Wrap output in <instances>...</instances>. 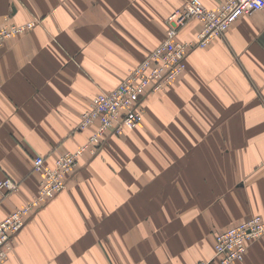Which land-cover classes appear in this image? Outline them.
I'll list each match as a JSON object with an SVG mask.
<instances>
[{"label": "crops", "instance_id": "obj_1", "mask_svg": "<svg viewBox=\"0 0 264 264\" xmlns=\"http://www.w3.org/2000/svg\"><path fill=\"white\" fill-rule=\"evenodd\" d=\"M188 1L0 0V25L36 21L0 48V180L19 184L0 188V220L37 192L36 155L52 165L87 143L96 124H79L94 96L164 40ZM201 28L194 19L177 38ZM185 61L163 93L148 92L138 127L84 152L0 264H194L213 257L219 231L264 220V9ZM230 264H264V234Z\"/></svg>", "mask_w": 264, "mask_h": 264}, {"label": "built area", "instance_id": "obj_2", "mask_svg": "<svg viewBox=\"0 0 264 264\" xmlns=\"http://www.w3.org/2000/svg\"><path fill=\"white\" fill-rule=\"evenodd\" d=\"M264 9V0H225L215 7H207L202 0H189L168 16V29L164 40L133 67L127 76L113 89L98 93L90 107L82 114L79 128L91 124L97 128L88 143L74 151L60 154L52 166H47L43 155H36L34 168L41 172L39 194L26 205L19 207L0 220V261L14 247L18 233L26 224L27 215L61 192L66 186V176L74 171L86 150L94 151L101 138L110 129L122 133L144 121V99L148 92L164 91L186 68V57L196 46L205 47L225 35L231 24L245 14ZM198 19L202 28L194 39L177 38L179 30ZM35 25L34 21L14 23L9 19L0 25V47L8 38L25 33ZM0 188L15 190L17 183L10 178L0 181ZM264 234V220L253 214L228 226L215 236V252L210 259L196 264H211L214 259L222 264L242 260L249 244Z\"/></svg>", "mask_w": 264, "mask_h": 264}, {"label": "rangeland", "instance_id": "obj_3", "mask_svg": "<svg viewBox=\"0 0 264 264\" xmlns=\"http://www.w3.org/2000/svg\"><path fill=\"white\" fill-rule=\"evenodd\" d=\"M32 21H33V20H32ZM28 22H31V21H28ZM28 22H27V23H28ZM34 22H35V24H36V21H34ZM14 23H15V22H14ZM34 26H35V25H34ZM34 26H33V27H34ZM8 39H9V38H8ZM6 40H7V39H6ZM6 40H5V41H6ZM5 41H4V43H5ZM4 43H3V45H4ZM3 45H2V46H3ZM2 46H1V47H2ZM1 47H0V48H1ZM198 47H200V46H196L195 48H198ZM195 48H194V49H195ZM192 50H193V49H192ZM137 65H138V64H137ZM134 67H135V66H134ZM121 81H122V80H121ZM119 83H120V82H119ZM119 83H118V84H119ZM112 89H113V88H112ZM166 89H167V88H166ZM166 89H165V90H166ZM165 90H164V91H165ZM164 91H162L161 93H163ZM157 93H159V92H157ZM144 100H145V99H144ZM85 111H86V110H85ZM85 111H84V112H85ZM84 112H83L82 114H84ZM81 116H82V115H81ZM136 127H138V126H136ZM136 127H134V128H125L124 131H123L122 133H118L115 129H110V130H108V132H107V133L101 138V140H100V142L98 143V145L95 146V150L92 151V152L90 151L91 154H92V155H96V154L98 153L100 147H101V144H102V143H103L108 137H110V136H112V135H114V136H121V135H123L124 133H126V131H129V130L135 129ZM96 128H97V125H96ZM95 130H96V129H95ZM95 130H94V131H95ZM88 141H89V139H88ZM88 141H87V143H88ZM85 144H86V143H85ZM85 144H83V145H85ZM81 146H82V145H81ZM79 147H80V146H79ZM77 148H78V147H77ZM77 148H76V149H77ZM76 149H74V150H76ZM74 150H68V151H74ZM65 152H67V151H65ZM65 152H63V153H65ZM61 154H62V153H61ZM54 162H55V161H54ZM53 164H54V163H53ZM53 164H52V165H53ZM78 164H79V163H78ZM52 165H47V166H52ZM77 166H78V165H77ZM77 166H76V168H77ZM76 168H75V169H76ZM34 169H35V168H34ZM75 169H74V170H75ZM72 173H73V172H72ZM70 174H71V173H70ZM70 174H69V175H70ZM67 177H68V175L66 176V186H65V188L67 187ZM7 178L13 179V178H11V177H6V178H4V179H7ZM4 179H3V180H4ZM13 180H14V179H13ZM0 181H2V180H0ZM14 181H15V180H14ZM15 182L17 183V181H15ZM17 185H18V188H19V184H18V183H17ZM39 187H40V185H39ZM18 188H17V189H18ZM65 188H64V189H65ZM17 189H15V190H17ZM64 189H63V190H64ZM63 190H62V191H63ZM9 191H14V190H9ZM59 193H60V192H59ZM59 193H58V194H59ZM38 194H39V188L37 189V192L35 193V195H33V196L31 197V199L29 200V202H30L33 198H35ZM55 196H56V195H55ZM55 196H54V197H55ZM54 197H53V198H54ZM53 198H51V199H53ZM51 199H50V200H51ZM48 201H49V200H48ZM48 201H47V202H48ZM29 202H28V203H29ZM45 204H46V203H45ZM45 204H44V205H45ZM25 205H26V204H25ZM21 207H22V206H21ZM41 207H42V206H41ZM18 208H19V207H18ZM39 208H40V207H39ZM35 209H37V208H33L31 211H33V210H35ZM31 211H30V212H31ZM13 248H14V247H13ZM10 252H11V251H10ZM10 252H9V253H10ZM9 253H8V255H9ZM8 255L6 256V258L8 257ZM202 260H204V259H202ZM199 261H201V260H199ZM199 261H197V262H199ZM0 262H2V261H0ZM197 262H195L194 264H196Z\"/></svg>", "mask_w": 264, "mask_h": 264}]
</instances>
